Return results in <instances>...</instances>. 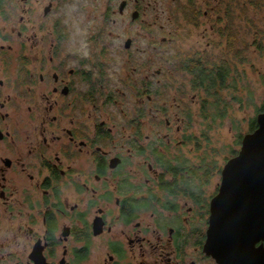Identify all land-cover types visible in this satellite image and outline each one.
<instances>
[{
	"label": "flooded vegetation",
	"instance_id": "1",
	"mask_svg": "<svg viewBox=\"0 0 264 264\" xmlns=\"http://www.w3.org/2000/svg\"><path fill=\"white\" fill-rule=\"evenodd\" d=\"M258 2L0 0V264H219L211 198L169 153L204 91L192 61L236 59Z\"/></svg>",
	"mask_w": 264,
	"mask_h": 264
},
{
	"label": "rangeland",
	"instance_id": "2",
	"mask_svg": "<svg viewBox=\"0 0 264 264\" xmlns=\"http://www.w3.org/2000/svg\"><path fill=\"white\" fill-rule=\"evenodd\" d=\"M246 7L245 18H241L240 51L231 61L227 83L217 98L197 91L198 102L192 104V136L188 144L169 153L176 157L177 165L195 170L194 187H200L208 200L217 192L226 161L237 154L243 136L251 132L250 123L253 119L256 123L257 114L264 108V0ZM71 11H65L67 18L73 14ZM119 30L113 29V36L121 33ZM193 41L190 39L187 45L195 44ZM113 43L118 45L117 40ZM223 43L214 46L215 54L218 53L212 59L214 64L222 59L226 48ZM201 177L203 184L199 183Z\"/></svg>",
	"mask_w": 264,
	"mask_h": 264
},
{
	"label": "water",
	"instance_id": "3",
	"mask_svg": "<svg viewBox=\"0 0 264 264\" xmlns=\"http://www.w3.org/2000/svg\"><path fill=\"white\" fill-rule=\"evenodd\" d=\"M256 123L243 136L237 154L226 161L210 199L205 251L219 264H247L243 254L252 234L258 231L257 238H264V108Z\"/></svg>",
	"mask_w": 264,
	"mask_h": 264
},
{
	"label": "trees",
	"instance_id": "4",
	"mask_svg": "<svg viewBox=\"0 0 264 264\" xmlns=\"http://www.w3.org/2000/svg\"><path fill=\"white\" fill-rule=\"evenodd\" d=\"M231 61L232 59L228 60L226 58L223 62V65H220V64H214L213 61H211L210 59L207 60L206 62L207 64L205 62L198 64L196 63L195 60H193L192 66L194 67V69L193 68L192 69L194 73V78L196 79L194 81L195 84L194 90L196 89L201 90V87L203 86V90L205 91V94H207V96L209 95L217 98L219 96V92L221 91L223 85L227 83L226 79L228 77L229 70L231 69ZM204 86L206 88H204ZM255 127H256V123L253 119V121L250 123L249 131H252ZM208 171L209 170H207V172ZM194 172H195L194 169L191 170L192 175L194 174L193 176L196 177V174ZM200 179L202 180L203 177H201ZM189 184L188 187L189 186L191 187L193 195L194 196L198 195L199 191H201L200 187L195 188L194 181Z\"/></svg>",
	"mask_w": 264,
	"mask_h": 264
}]
</instances>
